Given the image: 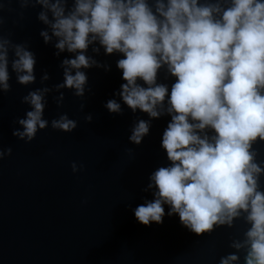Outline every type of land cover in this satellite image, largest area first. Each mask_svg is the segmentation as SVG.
<instances>
[{
  "label": "clouds",
  "instance_id": "obj_1",
  "mask_svg": "<svg viewBox=\"0 0 264 264\" xmlns=\"http://www.w3.org/2000/svg\"><path fill=\"white\" fill-rule=\"evenodd\" d=\"M22 8L40 6L37 18L47 26L40 35L46 44L56 38V55L63 59L64 80L37 88L22 98L30 106L16 123L13 136L32 142L49 127L44 118L48 95L60 107L62 89L83 98L88 76L82 69L110 66L87 55L90 46L99 54H123L120 96L134 113L151 119L171 117L162 136L167 166L150 176L144 189L154 199L133 211L138 222L149 226L177 215L196 235L211 234L218 226H234L237 219L249 225L243 239H234L236 252L221 257L220 264H264V161L254 149L264 142V0H20ZM100 47H96L95 45ZM10 56L11 61H10ZM35 54L24 43L0 36V91H11L9 66L21 85L36 82ZM164 69L169 86L158 83ZM50 79L45 72L41 84ZM143 81V85L138 83ZM110 113L122 114L116 99L107 101ZM84 108V105H81ZM88 123L92 114L85 117ZM151 119H139L130 142L139 145L149 134ZM65 133L77 129L67 114L51 121ZM22 129V130H21ZM12 148L0 150V160ZM82 165L72 163L74 173Z\"/></svg>",
  "mask_w": 264,
  "mask_h": 264
},
{
  "label": "water",
  "instance_id": "obj_2",
  "mask_svg": "<svg viewBox=\"0 0 264 264\" xmlns=\"http://www.w3.org/2000/svg\"><path fill=\"white\" fill-rule=\"evenodd\" d=\"M41 10L22 8L20 0H0V36L28 45L37 61L34 84H19L10 65L11 91H0V150L12 148V155L0 160V264H220L221 257L236 252L230 244L243 239L249 227L243 219L202 236L184 227L178 214L167 215L168 205L162 224L145 226L136 219L133 210L154 199L151 191H144L149 176L170 163L161 145L171 117L151 119L139 109L134 113L116 95L126 83L116 64L123 54L108 55L98 44L96 54L90 46L87 55L110 70L82 69L88 76L83 98L62 89L65 99L58 107L54 97L60 93L53 90L44 112L49 127L30 143L13 136L20 128L17 119L30 110L22 98L62 83L60 65L74 57L67 51L56 55L55 37L44 42L40 32L47 26L37 18ZM45 72L50 79L41 84ZM165 77L162 69L158 83L167 84L170 94L175 78ZM111 99L121 104L122 114L107 110ZM63 114L78 123L72 133L51 127ZM88 114L91 123L85 119ZM139 119H151V127L136 145L129 137ZM254 149L257 162L264 161V142ZM73 162L82 165L79 172H73ZM261 184L264 190V176ZM238 254L239 264H244V253Z\"/></svg>",
  "mask_w": 264,
  "mask_h": 264
}]
</instances>
